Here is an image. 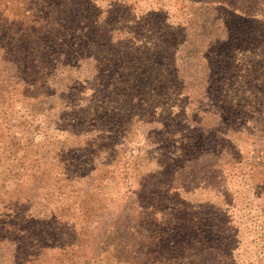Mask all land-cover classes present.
I'll use <instances>...</instances> for the list:
<instances>
[{"label":"trees","instance_id":"trees-1","mask_svg":"<svg viewBox=\"0 0 264 264\" xmlns=\"http://www.w3.org/2000/svg\"><path fill=\"white\" fill-rule=\"evenodd\" d=\"M259 2L0 0V264L61 244L78 264H236L235 180L264 264V60L237 52L233 26ZM141 126L165 152L129 153L116 219L106 145ZM149 155L164 160L144 172Z\"/></svg>","mask_w":264,"mask_h":264},{"label":"rangeland","instance_id":"rangeland-1","mask_svg":"<svg viewBox=\"0 0 264 264\" xmlns=\"http://www.w3.org/2000/svg\"><path fill=\"white\" fill-rule=\"evenodd\" d=\"M251 12L253 14L247 15L242 14V16L238 15L234 17V27L236 31V35L234 36L235 39H237V52L240 54H243L245 52V49L247 46L249 47L248 49L250 50V55L251 58H253L254 62H261L264 60V0H260L258 6L254 8ZM255 13H257L255 15ZM250 35L251 37H248L247 39L243 40L242 38L245 36ZM242 41L246 43V45H242ZM247 43L249 45H247ZM256 76H259L256 74ZM260 77H264V74H262ZM251 78L254 80V78L251 75ZM255 91L258 90L257 88H253ZM253 90V91H254ZM260 91V90H259ZM264 91V89H262ZM250 94H253L251 92H248ZM261 94H264L262 92ZM115 125L107 123L104 127H102L101 132H105L111 129H114ZM146 127L141 126L138 129L137 135L130 137L129 142H127V139L125 143L123 142V139H119L120 143L116 141V137H112L108 139V143L106 145V148L108 149V153L105 156V162L108 164V169H112L114 178L109 182V185L105 189V195L103 198H106L108 200L107 207L108 211L110 212L109 214H113L115 218L119 216V213L117 211H113V208L115 206V199L117 198L120 200V196L122 194L123 201H129L128 196L129 192L126 190V185L123 184L119 180L120 177L123 176V172L126 170L125 164H126V159H128L129 153H134L136 152V146H139L141 149H144L143 151H150L151 156L153 155L152 151L156 150L158 155H160L163 152H159L157 150L159 147L156 145H150V143L143 141L142 138V133L145 131ZM120 130H123V127H120ZM136 132V130H135ZM79 136V141H78V146L81 145V138L84 136L81 134V129L79 132L74 133L75 136ZM140 134V135H139ZM77 136V137H78ZM245 136H243L242 140L244 139ZM36 138H39V135L36 136ZM147 143V145H146ZM254 146V140L252 138H247L246 142L243 143L242 148H251ZM145 147V148H144ZM254 149V148H253ZM80 151V150H79ZM85 155H91V153L86 152V150L82 149L80 151L81 157ZM93 156V154H92ZM150 156V155H149ZM150 156V157H151ZM150 162H147L144 172L148 171L149 169L154 168V164L156 161L163 162L164 158L160 157L156 160H154L153 157H151ZM98 162V160H95ZM116 170V171H115ZM115 173V174H114ZM124 176H130L128 173H125ZM235 186H237V203H238V209L234 210L232 212L233 217L234 215L238 214V219H237V224L235 231H237V237L235 238V241L232 243L234 253H235V261L236 264H258L254 262V257L257 252L260 253V244L263 242L260 238H257V229L259 227L257 226V221L255 220L256 216H259V211L253 209V200H251V196L249 192L245 191V184H243V180H235L234 183ZM234 186V187H235ZM236 189V188H235ZM118 192L120 194H118ZM251 200V201H250ZM100 205V203H99ZM120 206V205H119ZM124 206H122V209ZM161 209V208H160ZM113 211V212H112ZM259 213V214H257ZM154 219H157L155 216ZM258 220V218H256ZM224 221V220H222ZM150 224V223H149ZM147 223H141L142 227H148ZM118 223L116 220H111L108 222V224H105V229L103 230V235L100 237L99 243L101 241H105L108 239L110 235L115 233L118 228ZM158 224H153L154 228H158ZM232 240H228L227 242H231ZM63 249L65 250L60 252L58 250H53L50 251L48 255L46 256H41V259H29V261H24L22 258L18 259V264H78V261L76 262H71V255L70 252L66 250V246L64 244H61ZM158 249H161L159 245H157ZM167 254L165 252H160L159 255H163V257H170L171 255H174L175 257H178L182 251L178 250L177 248L172 249V252H168ZM36 254V253H35ZM25 254H22L21 257H24Z\"/></svg>","mask_w":264,"mask_h":264}]
</instances>
